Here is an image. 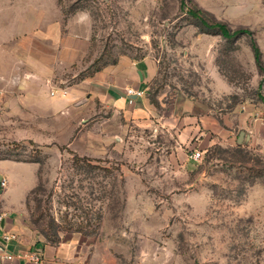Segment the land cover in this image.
I'll return each instance as SVG.
<instances>
[{
    "label": "rangeland",
    "instance_id": "374dc122",
    "mask_svg": "<svg viewBox=\"0 0 264 264\" xmlns=\"http://www.w3.org/2000/svg\"><path fill=\"white\" fill-rule=\"evenodd\" d=\"M189 8L251 35L229 43ZM252 39L264 62V0H0V170L15 196L31 186L20 216L89 264H264V125L240 143L177 141L182 107L264 111ZM123 55L155 62L153 121L86 96L55 108Z\"/></svg>",
    "mask_w": 264,
    "mask_h": 264
},
{
    "label": "crops",
    "instance_id": "0c3cea01",
    "mask_svg": "<svg viewBox=\"0 0 264 264\" xmlns=\"http://www.w3.org/2000/svg\"><path fill=\"white\" fill-rule=\"evenodd\" d=\"M156 71L155 62L150 58L135 59L123 55L115 63L104 65L93 77L86 78L80 88L73 89L67 94L53 96V103L56 109L68 107L78 98L88 97L86 100L87 110L93 109V103L99 100L101 107L98 111L105 112L106 108H113L114 118L126 117L129 120L147 125L152 116L157 113L156 107L148 98V90ZM142 91V96L128 94V89ZM45 95V94H44ZM35 104L39 101L33 99ZM23 101H26L24 98ZM261 103V102H260ZM175 103L172 108L176 107ZM244 109L232 111H215L209 113L186 112L189 107L181 108L183 117L176 118L181 122L177 132V141L181 145L194 144L206 148L215 143H231L233 140L242 142V132L249 134L256 132L261 125H264V111L256 112L255 107L244 104ZM195 108V107H194ZM261 110L263 107L260 106ZM258 113V117L251 115ZM182 118V119H181ZM254 133L246 136V139L253 137ZM200 151V150H199ZM2 179H6V185L2 186ZM27 187L18 196L14 195L12 182L7 177L3 168L0 170V240L8 236L3 244L0 241V264H61L67 260H78L89 264L79 252L73 247L64 244H50L24 221L20 213L25 208V198L28 192ZM30 252L39 253L40 262H34L27 257ZM11 255V258L5 255Z\"/></svg>",
    "mask_w": 264,
    "mask_h": 264
},
{
    "label": "trees",
    "instance_id": "16d2710c",
    "mask_svg": "<svg viewBox=\"0 0 264 264\" xmlns=\"http://www.w3.org/2000/svg\"><path fill=\"white\" fill-rule=\"evenodd\" d=\"M188 14L193 19H195L196 21H198L201 24L204 32L220 33L227 39V41L229 43H234L242 35H245V34L251 35V31L248 28L231 29L230 27H228L225 23H223L221 21H209L206 17L205 11L200 9V8H189ZM251 46H252L255 62L257 64L258 68L261 71H264V62H263V57H262V50L259 47V45L257 44L255 39H252ZM115 62L116 61H113V63H115ZM101 68L102 67H99L98 70H100ZM259 98L262 102H264V95L260 94ZM88 160L89 159L86 157L80 158L77 154H75V156H74L75 162L84 161V162L88 163ZM88 165L91 168L99 167V166H95L93 164H88ZM106 170H108V169H106ZM45 242L49 243L46 240H45ZM51 244L56 245V243H51Z\"/></svg>",
    "mask_w": 264,
    "mask_h": 264
},
{
    "label": "built area",
    "instance_id": "2783aa9c",
    "mask_svg": "<svg viewBox=\"0 0 264 264\" xmlns=\"http://www.w3.org/2000/svg\"><path fill=\"white\" fill-rule=\"evenodd\" d=\"M127 93L128 94H135L136 96H142V94H143L142 91H136L132 88L128 89ZM191 156L193 158H199L201 156V151L197 150L195 152H192ZM1 184H2V186H5L6 185V179H2ZM9 239H10V237H8V236L5 237V240H9ZM5 257L11 258L12 256L9 254V255H5ZM27 257L34 262H40L41 261V257L39 255V253H36V252L28 253ZM61 264H85V263L82 261H78V260H67V261H63Z\"/></svg>",
    "mask_w": 264,
    "mask_h": 264
},
{
    "label": "water",
    "instance_id": "95a60500",
    "mask_svg": "<svg viewBox=\"0 0 264 264\" xmlns=\"http://www.w3.org/2000/svg\"><path fill=\"white\" fill-rule=\"evenodd\" d=\"M243 135H244V132L241 133V135H240V139L243 138ZM0 241H1L3 244L6 243V241H5L4 239H2V240H0ZM0 248L3 249V246L0 245Z\"/></svg>",
    "mask_w": 264,
    "mask_h": 264
}]
</instances>
